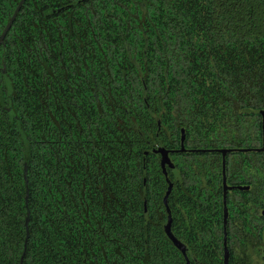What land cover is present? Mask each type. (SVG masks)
Returning <instances> with one entry per match:
<instances>
[{"label": "flooded vegetation", "instance_id": "obj_1", "mask_svg": "<svg viewBox=\"0 0 264 264\" xmlns=\"http://www.w3.org/2000/svg\"><path fill=\"white\" fill-rule=\"evenodd\" d=\"M106 5L103 0H0V110L21 138L25 134L20 112L36 107L41 118L58 120L53 141H58L60 150L70 145L75 153L85 152L97 166L103 160L125 161L127 153L133 159L137 175L127 187L124 181H91L100 190L105 208L96 220L97 228L102 223L118 236L106 246L107 258H93L94 263L125 264V218L142 216L145 220L146 213V225L151 224L152 232L150 249L144 244L143 259L133 256L127 264H264V152L226 155L225 229L222 156L191 152L260 148L263 116H257L259 128V121L253 124V116H246L252 121L250 138L258 129L260 142L255 147L197 145L195 135L176 125L169 102L158 105L157 90L146 88L145 73L153 75V66H142L139 57L129 53L128 45L127 60L119 51L109 50ZM101 29L103 46L93 38ZM26 45L29 50L24 53L17 47ZM37 51L35 62L32 57ZM110 53L115 54L112 60ZM43 127L47 128L45 123ZM49 140L44 139L43 144L50 145ZM163 150L173 168H161L158 152ZM98 152L103 160L96 159ZM22 178L25 232L16 257L17 264H29L31 210L25 158ZM169 184L171 190L165 198ZM113 189L120 193L115 195ZM169 215L170 232L184 247V254L165 234ZM85 217L92 226L95 214L88 212Z\"/></svg>", "mask_w": 264, "mask_h": 264}, {"label": "trees", "instance_id": "obj_2", "mask_svg": "<svg viewBox=\"0 0 264 264\" xmlns=\"http://www.w3.org/2000/svg\"><path fill=\"white\" fill-rule=\"evenodd\" d=\"M103 1L109 50L127 60L128 45L142 66H153V75L145 73L143 79L146 88L157 90L158 105L169 102L176 125L195 135L197 145H258V129L250 138L252 121L246 116H253L254 124L264 111V0ZM102 30L93 38L103 46ZM17 47L23 53L29 50L28 45ZM38 56L39 51L32 60L37 62ZM23 67L24 57L21 71ZM20 114L23 138L0 110V264H17L24 237V158L31 210L29 264H75L77 258L76 264H96L93 258H107L106 246L118 236L102 223L97 228L105 208L91 181H124L127 187L137 175L133 159L127 153L125 161L103 160L105 152L99 149L96 159L103 161L97 166L85 152L75 153L70 145L57 147L53 139L58 120L41 118L36 107ZM174 131L178 134L175 124ZM44 139L52 143L44 145ZM88 212L95 214L92 226L85 217ZM146 224L142 216L125 218V264L133 256L143 259L144 244L150 249L151 224Z\"/></svg>", "mask_w": 264, "mask_h": 264}, {"label": "water", "instance_id": "obj_3", "mask_svg": "<svg viewBox=\"0 0 264 264\" xmlns=\"http://www.w3.org/2000/svg\"><path fill=\"white\" fill-rule=\"evenodd\" d=\"M259 113L263 116V118H262V146L260 148H256V149H232V148H229V149H218V150H193V151H191V152H201V153L202 152L203 153L204 152H218L222 156L221 168H222V186H223V203H224V229H225L226 218H227V210H226V203H225V196H226V189H227V187H226V174H225L226 173L225 157L227 154L232 153V152H243V153L251 152V151L264 152V113L263 112H259ZM10 114H13V113L10 111ZM183 139H184V135L182 133V144H183ZM158 153L161 154V160H160L161 168L163 170H165L166 166L173 168V165L171 164V161L168 157L167 152L163 150L161 152L159 151ZM26 175H27V166L25 163V165H24V180H25V183L27 186V176ZM170 190H171V184H169L165 198L169 195ZM27 199H28V188L26 191V201H27ZM146 216L147 215L145 213V222L147 221ZM170 220L171 219H170V215H169L168 216V222L164 227L165 234L173 242L174 246L184 254V247L172 236V234L170 232V226H169ZM27 237H28V232H27ZM26 241H27V238H26ZM26 241H25V245H26Z\"/></svg>", "mask_w": 264, "mask_h": 264}]
</instances>
